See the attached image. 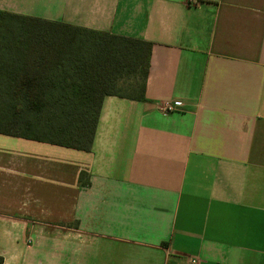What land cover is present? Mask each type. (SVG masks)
<instances>
[{
  "label": "crops",
  "instance_id": "0c3cea01",
  "mask_svg": "<svg viewBox=\"0 0 264 264\" xmlns=\"http://www.w3.org/2000/svg\"><path fill=\"white\" fill-rule=\"evenodd\" d=\"M0 10L152 43L90 151L0 133V264H264V0Z\"/></svg>",
  "mask_w": 264,
  "mask_h": 264
},
{
  "label": "trees",
  "instance_id": "16d2710c",
  "mask_svg": "<svg viewBox=\"0 0 264 264\" xmlns=\"http://www.w3.org/2000/svg\"><path fill=\"white\" fill-rule=\"evenodd\" d=\"M151 49L0 10V133L90 151L105 96L144 99Z\"/></svg>",
  "mask_w": 264,
  "mask_h": 264
},
{
  "label": "built area",
  "instance_id": "2783aa9c",
  "mask_svg": "<svg viewBox=\"0 0 264 264\" xmlns=\"http://www.w3.org/2000/svg\"><path fill=\"white\" fill-rule=\"evenodd\" d=\"M163 109L167 110V109H172V108L169 107V106L166 104V105L164 106ZM191 261H192L193 264H197V262H198V260H197L196 258L192 259Z\"/></svg>",
  "mask_w": 264,
  "mask_h": 264
}]
</instances>
